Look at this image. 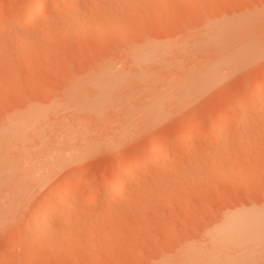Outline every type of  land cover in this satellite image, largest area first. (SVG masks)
<instances>
[{"label":"rangeland","instance_id":"374dc122","mask_svg":"<svg viewBox=\"0 0 264 264\" xmlns=\"http://www.w3.org/2000/svg\"><path fill=\"white\" fill-rule=\"evenodd\" d=\"M27 1L0 0V16ZM68 2L0 34V264H264V224L209 235L264 210V120H234L264 83V17L227 23L264 0ZM164 138L160 158L80 199ZM67 180L82 182L71 207L30 234Z\"/></svg>","mask_w":264,"mask_h":264},{"label":"bare ground","instance_id":"6f19581e","mask_svg":"<svg viewBox=\"0 0 264 264\" xmlns=\"http://www.w3.org/2000/svg\"><path fill=\"white\" fill-rule=\"evenodd\" d=\"M68 1L67 0H39L35 4V3H32L33 1L31 2L29 0V2L27 1V3L22 6V9L20 11L13 12L12 10L10 11V9H9L7 11L8 13H5V15L3 14L2 16H0V34L8 26L15 24L16 22L18 23L19 21H22L25 18L33 16L34 13H36L37 11H43L46 8V6L51 2L54 3V8H59L63 4V2H68V3L72 4V2H71L72 0L71 1L68 0ZM74 3H73L74 6L72 5L73 7H76V8L79 7V3H78V5L76 4L77 2H74ZM256 17H259V18L264 17V11L258 12L256 14H249V15L241 16L240 18H238L234 21L233 20L228 21L227 23L229 25L230 23L237 24V23L249 22V21L254 20V18H256ZM45 22L49 23V21H45ZM88 23L90 25V21H87V24ZM230 25H232V24H230ZM99 27L101 28L102 26L100 25ZM99 30H100L98 32L99 36L101 37V35H103L105 37L106 35L103 34L105 32L103 31L100 34L101 29H99ZM80 31H82V30L80 29ZM88 32H91V31L88 30ZM98 33L95 36H91V38L93 37L96 39ZM81 35L82 34H80V37H81ZM83 35L87 36L88 34L84 33ZM87 38H88V36H87ZM97 39H100V38L98 37ZM263 91H264V83L261 82L253 90V93L256 94L257 96L256 95H252V96L246 95L243 98H241V101L238 102V104H240L239 105L240 109L238 110V113H237L238 115H236L235 116L236 118L234 119L237 125H241L250 119V117H251L250 112H251L252 108H254V107L257 108V110H258L257 113L260 112L259 113L260 120H264V117H263L264 116V110H263L264 109V92ZM230 118L231 117L229 115H225L219 119L213 120L210 124V127H214V128L220 127V126L222 127L224 124L228 123ZM203 122H204V120L201 119L198 122H194V124L192 126H201V124H203ZM221 129L224 131V127H222ZM221 129H220V131H221ZM195 135H197L196 132L189 131V130L184 132V133L177 134L176 137L174 138L173 142H172V144H173L172 147L179 145L181 142L191 140ZM167 142H168L167 138L155 141L153 143L152 151L149 152L145 157L133 159L130 163L123 166L120 174L118 173V175L113 176V178H111V180H109L106 183H104L103 185H101L100 188H97L96 190H94L91 193H88L87 195H85V194L83 195V193H81L80 199H82L83 201L85 200L87 203L94 202L95 198L98 194H100L101 192L107 191L108 188L111 189L112 187H115L116 185L115 186H112V185L123 181L124 178L131 171H133V170L138 171L141 168L140 165L142 166V165L146 164L149 160L151 161V160H155L156 158L157 159L160 158L161 153L159 151V146L162 144H167ZM81 184H82V182L80 180H67L63 183V186L66 188V190L64 191L65 193L62 196H59V195L57 196V194L52 195L51 198L48 197V198H50V201L49 200L47 201L46 200L47 197H45V199L39 205L40 207L38 208L37 213L33 214V216H31L29 221H28L29 222L28 224L30 225L29 227L31 228L30 234L35 235L34 233H36L37 230H38L37 233L39 234V229H40L39 226H41V224L47 223L48 220H50V218H52L54 216V214L57 212L59 207H61L62 212L65 213L73 204V202L77 196L76 194L78 193L77 190L79 189ZM106 208H108V205L106 207H104L105 210H107ZM262 217H264V210L263 209L256 210L255 212H240V213H236V214H229L213 231H211V233L209 234L210 235V241L211 242H217V241H222V240L225 242L235 241L238 239L237 237L240 235L241 232L258 230L260 227H263L264 221L262 222V220H264V219ZM46 230H40V231L45 232ZM253 234H255V233H252L251 235H253ZM250 239H253V238H250Z\"/></svg>","mask_w":264,"mask_h":264}]
</instances>
